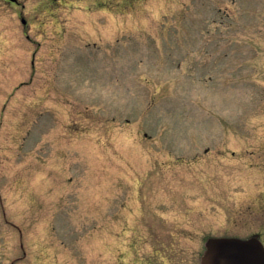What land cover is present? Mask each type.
Instances as JSON below:
<instances>
[{"label":"rangeland","instance_id":"1","mask_svg":"<svg viewBox=\"0 0 264 264\" xmlns=\"http://www.w3.org/2000/svg\"><path fill=\"white\" fill-rule=\"evenodd\" d=\"M252 235L264 0H0V264H200Z\"/></svg>","mask_w":264,"mask_h":264},{"label":"water","instance_id":"2","mask_svg":"<svg viewBox=\"0 0 264 264\" xmlns=\"http://www.w3.org/2000/svg\"><path fill=\"white\" fill-rule=\"evenodd\" d=\"M201 264H264V247L256 238L210 237Z\"/></svg>","mask_w":264,"mask_h":264},{"label":"flooded vegetation","instance_id":"3","mask_svg":"<svg viewBox=\"0 0 264 264\" xmlns=\"http://www.w3.org/2000/svg\"><path fill=\"white\" fill-rule=\"evenodd\" d=\"M252 236L257 237V238H260V240H261V237L260 236H256V235H252Z\"/></svg>","mask_w":264,"mask_h":264}]
</instances>
